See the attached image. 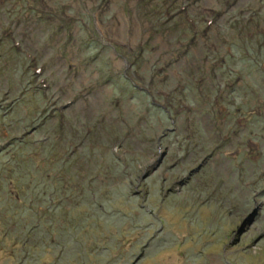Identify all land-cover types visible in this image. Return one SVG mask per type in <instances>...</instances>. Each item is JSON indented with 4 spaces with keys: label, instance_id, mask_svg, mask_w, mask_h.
Returning a JSON list of instances; mask_svg holds the SVG:
<instances>
[{
    "label": "rangeland",
    "instance_id": "1",
    "mask_svg": "<svg viewBox=\"0 0 264 264\" xmlns=\"http://www.w3.org/2000/svg\"><path fill=\"white\" fill-rule=\"evenodd\" d=\"M262 190L264 0H0V264H264Z\"/></svg>",
    "mask_w": 264,
    "mask_h": 264
},
{
    "label": "trees",
    "instance_id": "2",
    "mask_svg": "<svg viewBox=\"0 0 264 264\" xmlns=\"http://www.w3.org/2000/svg\"><path fill=\"white\" fill-rule=\"evenodd\" d=\"M20 145H22V146L25 148V150H27V147H28L29 143H28V142H22ZM29 155H30V154H29ZM32 156H34V155L32 154ZM11 175H13V173H12ZM11 179H12V176H10V180H11ZM5 180H9V178H8V179L5 178ZM4 185H5V183H4L3 186H2V189H3V190H5Z\"/></svg>",
    "mask_w": 264,
    "mask_h": 264
},
{
    "label": "flooded vegetation",
    "instance_id": "3",
    "mask_svg": "<svg viewBox=\"0 0 264 264\" xmlns=\"http://www.w3.org/2000/svg\"><path fill=\"white\" fill-rule=\"evenodd\" d=\"M260 194H261V195H264V190H262Z\"/></svg>",
    "mask_w": 264,
    "mask_h": 264
},
{
    "label": "water",
    "instance_id": "4",
    "mask_svg": "<svg viewBox=\"0 0 264 264\" xmlns=\"http://www.w3.org/2000/svg\"><path fill=\"white\" fill-rule=\"evenodd\" d=\"M242 231H244V229H243ZM240 232H241V231H240Z\"/></svg>",
    "mask_w": 264,
    "mask_h": 264
}]
</instances>
